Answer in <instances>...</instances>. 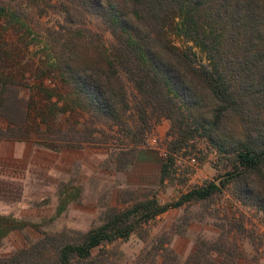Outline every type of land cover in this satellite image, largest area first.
Instances as JSON below:
<instances>
[{
	"label": "trees",
	"instance_id": "1",
	"mask_svg": "<svg viewBox=\"0 0 264 264\" xmlns=\"http://www.w3.org/2000/svg\"><path fill=\"white\" fill-rule=\"evenodd\" d=\"M61 5L65 24L48 30L52 57L36 75L16 70L14 51L0 37V116L8 124L0 139L61 152L84 149L102 127H118L140 145L154 125L168 119L169 136L176 139L171 152L198 137L226 170L222 180L191 190L175 204L151 199L112 209L103 224L86 233L72 231L54 246L51 241L35 245L31 258L91 264L95 249L127 241L141 225L172 208L210 202L228 187L242 205L264 213V0H66ZM23 11L9 16L7 7L0 6V20L16 29ZM88 15L110 30L115 39L111 49L83 27L81 20ZM169 33L193 46H176ZM23 85L28 97L20 94ZM129 94H135L133 103ZM119 149L126 151L120 155L127 162L117 170L126 171L137 152L121 147L113 154ZM172 164L170 157L162 163L161 183L170 177ZM17 228L13 220L0 217V240ZM243 256L219 238L200 242L184 262L174 264H237Z\"/></svg>",
	"mask_w": 264,
	"mask_h": 264
},
{
	"label": "rangeland",
	"instance_id": "2",
	"mask_svg": "<svg viewBox=\"0 0 264 264\" xmlns=\"http://www.w3.org/2000/svg\"><path fill=\"white\" fill-rule=\"evenodd\" d=\"M61 3H66V0H0V6L7 7L9 16L14 11L24 10V19L16 29L8 25L7 20H0V37L9 41L19 72L26 69L29 72L27 76L33 72L36 75L39 68L45 69L49 65L52 54L47 33L50 28L57 29L65 24ZM81 22L83 27L103 38L106 48L113 47L115 39L100 19L88 15ZM169 38L180 48L193 46L173 33H169ZM194 49L200 59L205 58L198 48ZM54 82L58 83L57 80ZM29 84L34 86L32 80ZM47 85L53 86V83L47 81ZM19 90L23 97L30 94L24 85ZM129 95L133 103L135 94ZM132 117L134 115L129 118L130 124L136 131V118ZM62 119L64 122L66 117ZM84 121L82 118L80 122ZM171 126L170 120L162 119L141 138L140 145H135L133 138H127L118 127L97 126L102 134L95 133L93 143L87 144L80 153L84 165L79 162L73 165L68 190L60 187L61 182L57 180L40 179V188H25L22 207L15 205L19 200V186H0V213L19 219L18 222L7 218L13 220L18 228L0 241V264H11L16 258H20L22 264L49 263L47 256L36 262L31 258L35 245L51 241L50 245L54 246L65 236H73L72 231L86 233L103 224L106 214L112 209L123 210L136 202L151 199L158 200L161 205L175 204L191 190L222 180L226 169L205 140L197 137L188 141L181 150L170 151L176 141L169 136ZM121 147L131 149L133 154L137 152V157L149 152L156 155L161 163L170 157L173 161L170 177L161 183V179L155 181L154 172L147 171L151 173L149 178L153 185L139 188L123 186L122 173L131 172L132 166L126 171L117 170L127 162L126 156L120 155V152H126L121 151L124 149L113 154L115 148ZM139 165L143 168L137 169L132 176H138L146 169ZM59 191L65 192L64 200L75 199L62 215L57 211ZM219 238L227 240L237 254L244 255L237 264H264V213L237 201L232 187L215 195L210 202L193 201L180 208H172L150 223L141 225L128 241L118 240L95 249L90 262L174 264L176 260L184 262L200 242L212 243Z\"/></svg>",
	"mask_w": 264,
	"mask_h": 264
},
{
	"label": "crops",
	"instance_id": "3",
	"mask_svg": "<svg viewBox=\"0 0 264 264\" xmlns=\"http://www.w3.org/2000/svg\"><path fill=\"white\" fill-rule=\"evenodd\" d=\"M7 125L6 119L0 116V130L7 128ZM81 152H83V149H64L61 152H54L39 148L30 141L2 138L0 139V186L8 185L20 187L18 191L19 200L15 203L18 207H22L25 201V188H33L34 186L35 188H40L38 185L40 179L44 180L49 178L55 181L57 180L59 183L61 182L60 187H66L68 190V187H70L68 184L71 179L73 165L77 162L84 165L80 158ZM139 164L143 165L146 169L143 173L138 174V176H132V174L137 172V169L142 167ZM161 168L162 163L156 155L143 152V154L138 155L132 165L131 172L122 173L121 179L123 181V186L132 188L151 186L154 182L150 180L149 175L154 172L155 181L160 180ZM147 171H151V173ZM41 174L43 177H40ZM41 187L43 188L44 186ZM64 195V191L57 192V196H60L57 211L60 214L66 212L68 206L75 201V199L70 198L64 200ZM0 217L6 219L12 218V216L2 215L1 213ZM12 219L15 221L19 220L16 217ZM16 230L17 229L11 231L1 240L6 239Z\"/></svg>",
	"mask_w": 264,
	"mask_h": 264
},
{
	"label": "built area",
	"instance_id": "4",
	"mask_svg": "<svg viewBox=\"0 0 264 264\" xmlns=\"http://www.w3.org/2000/svg\"><path fill=\"white\" fill-rule=\"evenodd\" d=\"M155 140H153V142H154Z\"/></svg>",
	"mask_w": 264,
	"mask_h": 264
}]
</instances>
